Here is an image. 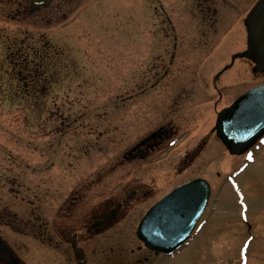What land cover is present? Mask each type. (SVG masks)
Here are the masks:
<instances>
[{
  "label": "rangeland",
  "instance_id": "rangeland-1",
  "mask_svg": "<svg viewBox=\"0 0 264 264\" xmlns=\"http://www.w3.org/2000/svg\"><path fill=\"white\" fill-rule=\"evenodd\" d=\"M253 1L241 0L232 19L237 16L240 22ZM154 2L176 6L174 38L153 35ZM185 2L83 0L77 15L52 25L19 19L7 2L0 3V161L7 163L8 157L17 174L27 163H44L42 178L52 179L48 186L66 190L119 161L151 130L171 122L177 127L170 136H178L176 142L166 145L155 160L172 172L173 182L164 184L161 193L195 177L207 178L212 184L210 210L216 212L199 237L165 264H242L245 243L246 262L264 264V144L249 161L230 154L213 133L218 113L263 82L264 74L239 59L232 69L223 70L235 50L247 49L243 21L236 26L228 21L215 37L206 39L195 19L180 13ZM45 41L51 47L39 61L44 80L52 82L42 91L45 104L8 100L23 97L17 93L25 91L16 78L21 70H29L23 67V56L38 60L32 47L41 49ZM56 46L63 47L62 58L54 56ZM216 79L220 99L213 89ZM202 139L206 144L194 152ZM119 175H113L111 187ZM15 200L20 202L18 211L24 202L21 197ZM142 213L122 215L104 236H97L89 262L102 264L119 254L131 261ZM50 251L54 253L48 256L57 264H70L65 255Z\"/></svg>",
  "mask_w": 264,
  "mask_h": 264
},
{
  "label": "flooded vegetation",
  "instance_id": "flooded-vegetation-1",
  "mask_svg": "<svg viewBox=\"0 0 264 264\" xmlns=\"http://www.w3.org/2000/svg\"><path fill=\"white\" fill-rule=\"evenodd\" d=\"M185 1L182 7L178 6L180 13L193 17L201 26L200 32L203 35L200 36L206 39L215 37L228 21L236 26L244 20L242 17L239 22L237 16L232 19L238 11V6L242 4L241 0ZM257 1L254 0L251 7ZM6 2L13 16L24 20L45 21L52 25L65 24L77 15L83 0H0V3ZM175 8V5L166 8L154 2L152 27L153 35L157 39L159 36H164L165 39L174 38L176 25L172 14ZM50 47L45 41L43 48H32L35 49L34 52L39 53L36 57H42L47 54L46 48L49 50ZM240 51L242 50L237 49L232 54ZM174 52L175 50L171 54L172 58L175 56ZM54 54L56 58H62L65 54L63 47H54ZM23 57V63L29 70L19 73L23 82H18V87L25 91L23 95L26 97L17 99L24 105H44L42 91L46 90L48 85L42 81L45 76L43 66L39 60H29L30 54ZM32 62L40 64L33 65ZM246 63L249 65L248 60ZM213 89L216 90L218 99L222 98L223 93L218 83L213 82ZM157 128H161V135L146 140L131 153L129 150L125 151L119 161L102 166L100 172L81 178L66 190L48 186L52 179L42 178L46 169L44 163L34 164L33 167L27 163L21 168L23 171L17 174L14 162L8 157L7 163L0 161V253L4 254L7 264H57V260L53 261L48 256V253H54L50 248L65 255L66 259L71 261L70 264H80L82 261L84 264H91L88 253L99 241L94 242V239L104 236L122 215H128L131 211H143L135 231L138 243L137 251L132 250L134 257L131 261H124L122 254L114 255L113 258L109 256L102 264H158L159 261L165 263V260L174 259L189 247L199 237L211 219V214L216 212L215 208L213 212L210 210L211 200L196 222L190 238L172 254L155 253L146 247L137 235L138 225L148 210L176 187L161 193L164 184L173 182L172 172L155 160L162 154V150L177 139L178 136L170 137L177 127L169 122ZM214 132L217 134L215 127ZM205 144L206 139H202L193 151L200 152ZM116 172L120 174L118 181L121 183L111 187ZM15 197H21L24 202L18 211L15 207L19 206L20 202L16 201ZM104 245L105 243L103 252H106Z\"/></svg>",
  "mask_w": 264,
  "mask_h": 264
},
{
  "label": "water",
  "instance_id": "water-1",
  "mask_svg": "<svg viewBox=\"0 0 264 264\" xmlns=\"http://www.w3.org/2000/svg\"><path fill=\"white\" fill-rule=\"evenodd\" d=\"M264 17V0H260L246 19L248 27V51L244 54L260 61L264 69V57L257 56L253 47V24ZM218 134L231 153L245 152L264 134V84L242 96L219 114ZM210 196V185L204 179H196L171 192L159 205L150 210L140 225L139 237L147 246L171 253L190 235L193 225L203 211ZM169 227L162 229L161 224Z\"/></svg>",
  "mask_w": 264,
  "mask_h": 264
},
{
  "label": "snow or ice",
  "instance_id": "snow-or-ice-1",
  "mask_svg": "<svg viewBox=\"0 0 264 264\" xmlns=\"http://www.w3.org/2000/svg\"><path fill=\"white\" fill-rule=\"evenodd\" d=\"M253 32V47L254 51L256 52L257 56L264 57V17L258 18L252 28ZM261 143H264V141H261ZM246 158L248 160H252L253 156L251 153H247ZM243 219L247 220V215L245 214L243 216ZM169 225L167 223L161 224L162 229H167ZM249 247L248 243H245L244 249L247 250ZM0 264H7V261L5 260L4 254L0 253ZM246 264V260H245Z\"/></svg>",
  "mask_w": 264,
  "mask_h": 264
},
{
  "label": "bare ground",
  "instance_id": "bare-ground-1",
  "mask_svg": "<svg viewBox=\"0 0 264 264\" xmlns=\"http://www.w3.org/2000/svg\"><path fill=\"white\" fill-rule=\"evenodd\" d=\"M237 157V156H236Z\"/></svg>",
  "mask_w": 264,
  "mask_h": 264
}]
</instances>
